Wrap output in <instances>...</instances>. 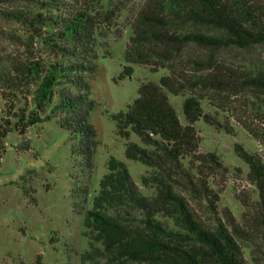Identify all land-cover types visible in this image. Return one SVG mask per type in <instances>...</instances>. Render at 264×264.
Masks as SVG:
<instances>
[{
	"label": "trees",
	"instance_id": "1",
	"mask_svg": "<svg viewBox=\"0 0 264 264\" xmlns=\"http://www.w3.org/2000/svg\"><path fill=\"white\" fill-rule=\"evenodd\" d=\"M24 1L26 8L1 13L24 28L26 42L42 43L55 60L0 57L3 98L22 94V105H11V115L0 122V164L11 131L23 135L53 119L84 139L91 162L96 129L88 111L93 102L87 76L97 70L99 38L122 8H112V0ZM133 16L120 79L132 75L135 64L168 73L158 83H142L133 103L112 118L127 139L126 157L151 169L141 184L154 191L143 194L125 164L111 157L92 205L83 212L88 249L82 263L249 264L248 252L259 264L264 261V127H256L250 115L264 124V56L254 51L264 47V0H146ZM63 84L68 87L62 94ZM75 87L79 94H73ZM170 95L183 97L187 124ZM199 120L230 135L238 124L260 146V151L234 146L252 186L236 192L244 207L240 219L229 207L220 208L228 168L215 152L199 151L202 139L194 125ZM132 133L142 144L130 140Z\"/></svg>",
	"mask_w": 264,
	"mask_h": 264
},
{
	"label": "rangeland",
	"instance_id": "2",
	"mask_svg": "<svg viewBox=\"0 0 264 264\" xmlns=\"http://www.w3.org/2000/svg\"><path fill=\"white\" fill-rule=\"evenodd\" d=\"M145 1L112 0L110 5L112 8L120 5L122 10L105 36L99 38L97 70L95 75L87 76L88 96L93 102L88 111L96 129L91 162L84 139L62 128L58 119L30 126L23 135L13 130L4 138L0 164V264H83L82 253L88 249L83 212L87 205H92L100 180L108 172L111 157L125 164L143 194H153V189L141 184L142 176L151 169L126 157L127 139L118 133L112 118L133 103L142 83H158L168 73L166 69L152 71L148 66L135 64L132 75L120 79L127 65L125 51L132 35L130 21ZM27 5L24 0H0V57L29 56L54 61L55 55L49 48L37 41L27 43L24 28L1 13ZM254 51L264 56V47ZM239 53L230 51L229 55ZM67 87L59 85L62 94ZM72 92L76 95L81 89L75 87ZM20 96L16 97L13 92L4 99L0 89V122L11 115V105L19 103ZM170 100L182 124H187L182 112L183 97L170 95ZM203 106L208 110L206 103ZM250 119L256 127H264L256 115L251 114ZM194 125L202 139L199 151L215 152L228 168L220 208L229 207L240 219L244 207L236 192L244 187L252 190V186L247 180L248 166L237 156L234 146L240 143L250 151H260V146L235 123L234 135L203 120ZM130 140L142 144L134 133ZM246 255L249 264H255L250 261L248 252Z\"/></svg>",
	"mask_w": 264,
	"mask_h": 264
}]
</instances>
